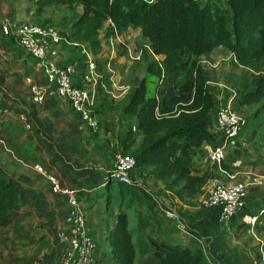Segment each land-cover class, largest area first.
Here are the masks:
<instances>
[{"label": "crops", "instance_id": "1", "mask_svg": "<svg viewBox=\"0 0 264 264\" xmlns=\"http://www.w3.org/2000/svg\"><path fill=\"white\" fill-rule=\"evenodd\" d=\"M30 7L34 10H28ZM49 9L37 15L30 0L24 3L21 0H0V109L6 107L11 110L0 121V177L13 180L22 190L19 213L7 226L0 227V264H30L40 257L44 258L43 264H54L67 251L68 245L58 238L65 229L67 199L52 191L47 177L34 170L33 165L36 163L47 173L57 176L63 186L79 190L89 230L97 243V264H113L111 247L105 244L108 229L114 224V217L106 218L103 215L106 209L102 197L107 178L105 173L111 171L113 155L116 154V160L122 151V142L127 136L128 128L137 126L136 119L124 114L137 85L130 89L129 84L118 77L111 65L114 58H103L102 72L97 61L98 57L104 56L103 51L95 56L87 44L74 41L70 29H67L69 27L59 23L65 29L62 31L49 24L64 38L55 58L58 64L74 63L83 54H86L88 61L98 64L96 77L87 88L94 96L92 110L99 128L93 131L83 126L71 105L47 89L45 64L29 56L20 46L17 37L3 34V28L8 25L31 22V19H36L37 23L48 22L50 18H45V14ZM81 10L82 8L79 9ZM106 24L110 27L111 22ZM140 35L142 36L141 29L130 28L115 37L117 42H125L130 41L132 36ZM101 39L104 45L102 36ZM144 40L148 43L145 38ZM224 51L219 47L199 57L206 74L212 64H222L226 57ZM231 55L237 62L234 54ZM131 58L141 61L140 53L131 52ZM33 86L44 88V101L40 105L32 102ZM234 99L235 93L231 92L224 104L218 103L217 107L229 105L237 110ZM20 112L27 113L32 123L31 129H26L18 121L17 115ZM213 120L211 131L217 134L216 117ZM135 133L139 141L141 133L138 130ZM218 142L217 137L211 143H203L196 149L193 157L194 172L210 177L195 206L183 204L165 190L162 182L136 169L132 174L133 187L141 195L142 204L132 210L135 211V217L141 212L147 224L148 240L179 242L192 248H201L206 253L209 264H258L256 254L260 253L259 258L264 256L262 232L242 222L243 219L240 218L233 222L223 220L219 209L209 208L203 203L213 179L225 178L220 168L209 162L207 157L206 146ZM262 154L264 155V149ZM224 164L223 169L227 172L245 179L243 182L249 189V205L253 216L259 215L260 220L264 215V171L242 166L240 158L229 163L228 167H224ZM251 175H254L252 182L249 180ZM167 211L188 221L187 231L171 226L173 220L166 215ZM117 212L118 209L114 214ZM135 217L132 218L135 223L132 230L137 226ZM259 224L262 225L263 222ZM136 264H156V261L152 254L142 256L138 252Z\"/></svg>", "mask_w": 264, "mask_h": 264}, {"label": "trees", "instance_id": "2", "mask_svg": "<svg viewBox=\"0 0 264 264\" xmlns=\"http://www.w3.org/2000/svg\"><path fill=\"white\" fill-rule=\"evenodd\" d=\"M30 2L37 15L47 8L66 7L72 15L68 18L65 14L60 23L69 27L75 42L87 44L95 56L102 51L101 31L108 21L112 36L130 28L141 29L150 50L144 55L147 75L124 109L125 115L137 120L135 130L140 131L141 139L138 141L130 126L120 153L133 157L137 169L162 182L165 190L183 204L195 206L210 178L194 172L196 149L217 137V144L221 142L219 134L211 131L219 101L199 57L219 47L234 54L239 65L252 74L242 104L256 106L253 117H259L264 112V0H227L229 12L217 2L203 4L200 0ZM105 174L103 215L114 217L105 244L111 247L113 264H136L138 252L142 256L152 254L156 264H209L201 248L148 240L141 212L136 215V229L130 230L128 211L140 207L142 197L133 186L121 183L117 189L113 172ZM21 197L16 182L0 177V227L19 213ZM115 207L119 208L116 214ZM246 215H253L247 203L230 220Z\"/></svg>", "mask_w": 264, "mask_h": 264}, {"label": "built area", "instance_id": "3", "mask_svg": "<svg viewBox=\"0 0 264 264\" xmlns=\"http://www.w3.org/2000/svg\"><path fill=\"white\" fill-rule=\"evenodd\" d=\"M3 34L17 37L20 46L29 56L45 64L47 89L71 105L79 115L83 126L93 131L98 130L99 122L92 110L94 96L87 88V85L96 77L98 64L95 61H88L84 74H80L77 64H58L55 58L59 54V46L64 38L50 25L30 22L8 25L3 28ZM31 93L32 102L42 104L44 88L33 86ZM10 113L9 108H1L0 121ZM17 119L26 129L32 128L27 113L20 112ZM245 125L244 118L232 107L229 105L220 107L216 116V127L221 142L217 145L206 146L209 162L217 165L225 178L213 179L203 203L209 208L219 209L221 218L226 221L242 211L249 198L247 184L237 180V175L227 172L222 167L228 149L236 144V139ZM33 168L47 177L54 193L62 194L67 199L68 214L65 219V229L58 235V238L62 243H66L68 248L54 264H97L95 258L97 243L89 230L79 190L75 187L63 186L57 176L47 173L40 164H34ZM136 169L137 164L133 157L119 153L112 171L113 177L120 183L133 186L132 174ZM166 215L176 222L179 229L184 228L176 214L167 211ZM258 220L259 215L243 217V222L251 226H254ZM43 261L44 258L40 257L30 264H43Z\"/></svg>", "mask_w": 264, "mask_h": 264}, {"label": "rangeland", "instance_id": "4", "mask_svg": "<svg viewBox=\"0 0 264 264\" xmlns=\"http://www.w3.org/2000/svg\"><path fill=\"white\" fill-rule=\"evenodd\" d=\"M21 1L22 3H24V1L26 2V0H21ZM207 1L217 2L218 5L223 9V11L229 12L227 0H200V2H202L203 4H206ZM28 10L31 11L34 9L30 7ZM65 14L69 15L67 16L68 18H70V16L72 15L69 13V11H67L66 7L64 6L52 7L49 10H47L45 14L46 16L45 18H50L48 23H50L54 27L57 28L59 27L61 30L63 29L65 31V29L61 27V25L59 24L60 18L65 16ZM33 17H37V16L33 15ZM31 20L32 21L30 23L38 22L36 19H31ZM109 30H110L109 25L105 24L101 32V36L103 38V44H104L102 45V51L105 57L104 56L103 57L101 56V58L98 57L97 62H99L98 64L100 66V69L102 70V72H104L103 61L106 58L109 59L114 58L113 59L114 61L111 63L112 68L117 71L118 77L122 78L123 81L125 80V82L129 84V88L132 89L134 88V86L138 85L140 81L147 75L145 63H144V55L147 54L146 53L147 51L150 52L149 44L144 40V38L142 37L143 35L142 36L140 35V37L132 36V39L130 41L117 42L116 41L117 38L115 36H112ZM132 42L133 44H131ZM130 44L131 46H129ZM131 52L133 54L140 53L141 61L134 58L132 59ZM224 52L226 53L225 54L226 57L222 61V64L220 63L212 64L207 70L206 75L208 80L210 81V85L212 86L213 91L215 92L219 103L224 104V101H226V99L231 95V92L235 93L234 103L237 106L236 111L246 121V125L243 127L239 137L236 139V144L232 145L228 149L225 162L229 166V163L235 161L237 158H240L241 161L243 162L242 166H248V167H252V169L254 170L258 169L264 171V155L262 154L264 149V112L259 117L255 118L253 117V114L257 110V107L254 105L245 106L242 104L243 94L247 89L251 87L252 74L248 72L245 68L241 67L237 62H235L234 57L230 53H227L226 50ZM125 56L127 58H125ZM78 58L79 59L75 60L74 63H77L80 74H84L87 70L88 57L86 56V54L85 55L83 54L81 55V57L79 56ZM117 58H119V60H117ZM107 76H110V74L107 73ZM221 97H223V99H220ZM116 103L117 105L118 104L121 105V103L118 102ZM220 107L221 105L217 107V112L219 111ZM115 153H117V151ZM115 156L116 154L113 155V163H112L111 171L113 170L116 161ZM238 177L239 175L237 176V180L245 181V179L243 180L242 177L239 178ZM253 179H254V175H251L249 179L250 182H252ZM121 185L122 184L120 182H117L116 184L117 189L120 188ZM249 200L250 199L248 198L247 204H250ZM117 209L119 208L115 207V209L113 208V211ZM128 214L130 217L129 229L132 230L135 224L134 220L132 219L135 217V211L134 210L128 211ZM186 222L188 221L181 220V223L184 226V228L181 229L183 231H187V229L189 228V225ZM228 222H233V221L229 220ZM259 222H263V224L260 225ZM171 226L177 228L176 222L173 221L171 223ZM254 227H256L258 231H261L262 232L261 234L264 237V215L261 217L260 220L256 222ZM244 233H246V231ZM262 242H264V239H262ZM257 250L258 249H256V253H258ZM259 254L260 253L256 254L257 255L256 260L258 264H264V256H261V258H259L260 257V256L258 257Z\"/></svg>", "mask_w": 264, "mask_h": 264}]
</instances>
